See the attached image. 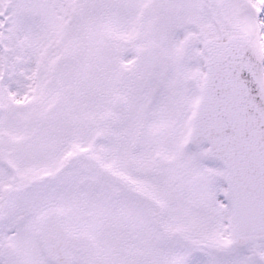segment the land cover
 Returning a JSON list of instances; mask_svg holds the SVG:
<instances>
[{
  "label": "snow or ice",
  "instance_id": "obj_1",
  "mask_svg": "<svg viewBox=\"0 0 264 264\" xmlns=\"http://www.w3.org/2000/svg\"><path fill=\"white\" fill-rule=\"evenodd\" d=\"M0 264H264V0H0Z\"/></svg>",
  "mask_w": 264,
  "mask_h": 264
}]
</instances>
